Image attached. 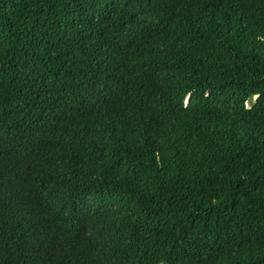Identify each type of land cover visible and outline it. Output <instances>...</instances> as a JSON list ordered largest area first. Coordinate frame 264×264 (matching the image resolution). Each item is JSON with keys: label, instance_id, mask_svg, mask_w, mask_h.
Returning a JSON list of instances; mask_svg holds the SVG:
<instances>
[{"label": "trees", "instance_id": "obj_1", "mask_svg": "<svg viewBox=\"0 0 264 264\" xmlns=\"http://www.w3.org/2000/svg\"><path fill=\"white\" fill-rule=\"evenodd\" d=\"M0 69V264H264V0H0Z\"/></svg>", "mask_w": 264, "mask_h": 264}, {"label": "bare ground", "instance_id": "obj_2", "mask_svg": "<svg viewBox=\"0 0 264 264\" xmlns=\"http://www.w3.org/2000/svg\"><path fill=\"white\" fill-rule=\"evenodd\" d=\"M152 1V0H151ZM162 1V0H161ZM164 1V0H163ZM163 7V6H162ZM161 19V18H160ZM159 20V19H158ZM164 20V19H163ZM37 21V20H36ZM160 22V21H159ZM161 22H163V21H161ZM162 24V23H161ZM226 25V24H225ZM232 25V24H231ZM124 26V25H123ZM36 28V27H35ZM219 28V27H218ZM229 28V27H228ZM237 28V27H236ZM226 29H227V27H226ZM219 30V29H218ZM221 30V29H220ZM238 31H240V30H238ZM224 32V31H223ZM225 32H226V30H225ZM220 33V32H219ZM237 33V32H236ZM32 34V33H31ZM221 34V33H220ZM37 36V35H36ZM219 36V35H218ZM222 36V35H221ZM38 37V36H37ZM223 37V36H222ZM223 39V38H222ZM225 41V40H224ZM1 70V69H0ZM77 82V81H76ZM78 84V83H77ZM74 85V84H73ZM77 87V86H76ZM76 90H78V89H76ZM38 114V113H37ZM77 122V121H76ZM125 123V122H124ZM134 123V122H133ZM72 124V123H71ZM119 125V124H118ZM127 125V124H126ZM63 126V125H62ZM128 126V125H127ZM135 127V126H134ZM138 127V126H137ZM145 127V126H144ZM77 128V127H76ZM118 128V127H117ZM143 128V127H142ZM116 129V128H115ZM138 129V128H137ZM119 130V129H118ZM77 132V131H76ZM114 132V131H113ZM117 132V131H116ZM118 134V133H117ZM118 136V135H117ZM66 138V137H65ZM146 138V137H145ZM130 139V138H129ZM136 140V139H135ZM140 140V139H139ZM138 145V144H137ZM153 149V148H152ZM141 150V149H140ZM154 150V149H153ZM154 158H156V157H154ZM122 160V159H121ZM136 160V159H135ZM118 162V161H117ZM116 163V162H115ZM47 164V163H46ZM122 165V164H121ZM106 166V165H105ZM114 166V165H113ZM124 168V167H123ZM109 168H107V170H108ZM122 169V168H121ZM38 170V169H37ZM103 170V169H102ZM126 170V169H125ZM116 171V170H115ZM114 171V172H115ZM113 172V171H112ZM50 174V173H49ZM100 174V173H99ZM112 174V173H111ZM115 174V173H114ZM39 175V174H38ZM48 176V175H47ZM112 176V175H111ZM112 177H114V176H112ZM116 177V176H115ZM48 179V178H47ZM52 179V178H51ZM95 179V178H94ZM115 179V178H114ZM124 179V178H123ZM83 180V179H82ZM92 180V179H91ZM45 181H47V180H45ZM108 181V180H107ZM120 181V180H119ZM80 182V181H79ZM126 182V181H125ZM40 183V182H39ZM75 183V182H74ZM87 183V182H86ZM94 183H95V181H94ZM110 183H111V181H110ZM76 185V184H75ZM120 185V184H119ZM118 185V186H119ZM122 185V184H121ZM69 186V185H68ZM72 186V185H71ZM81 186V185H80ZM84 186V185H83ZM109 186V185H108ZM107 186V187H108ZM39 187V186H38ZM37 187V188H38ZM70 187V186H69ZM95 187V186H94ZM75 188V187H74ZM101 188V187H100ZM39 189V188H38ZM82 189V188H81ZM119 189V188H118ZM127 189V188H126ZM74 190V189H73ZM97 191V190H96ZM99 191V190H98ZM106 191V190H105ZM104 191V192H105ZM109 192V191H108ZM75 193V192H74ZM116 193H117V191H116ZM84 193H82V195H83ZM99 194V193H98ZM101 194V193H100ZM110 194V193H109ZM114 194V193H113ZM80 195V194H79ZM93 195V194H92ZM117 195H119V194H117ZM123 195V194H122ZM98 196V195H97ZM110 196L111 195H109V197L108 198H110ZM116 196V195H115ZM111 197V199L113 198V199H115L116 197ZM118 197V196H117ZM107 198V197H106ZM13 199H15V198H13ZM64 199V198H63ZM69 200V199H68ZM98 200V199H97ZM99 200H100V198H99ZM102 200V199H101ZM110 200V199H109ZM77 201V200H76ZM108 201V200H107ZM111 201V200H110ZM115 201V200H114ZM58 202V201H57ZM95 202V201H94ZM98 202V201H97ZM102 202V201H101ZM73 203V202H72ZM71 204V203H70ZM106 204H108V203H106ZM110 204V203H109ZM73 205V204H72ZM101 205H103V204H101ZM110 206H112L111 204H110ZM75 207V206H74ZM96 207V206H95ZM101 210V209H100ZM103 211V210H102ZM107 218H109V217H107ZM112 220H113V218H112ZM61 228V227H60ZM63 231V230H62ZM65 231V230H64ZM69 231V230H68ZM93 233V232H92ZM61 234V233H60ZM65 234V233H64ZM70 235V234H69ZM91 235V234H90ZM106 235H108V234H106ZM77 236V235H76ZM102 236V235H101ZM55 237V236H54ZM65 237V236H64ZM89 237V236H88ZM104 237V236H103ZM109 237V236H108ZM105 238V237H104ZM114 238V237H113ZM57 239V238H56ZM102 239V238H101ZM107 239V238H106ZM112 239V238H111ZM65 240V239H64ZM82 240V239H81ZM97 240V239H96ZM55 241H57V240H55ZM76 241V240H75ZM74 241V242H75ZM78 241V240H77ZM90 241V240H89ZM49 243H51L50 241H49ZM82 243V242H81ZM104 243V242H103ZM59 244V243H58ZM80 245V244H79ZM113 245V244H112ZM52 246V245H51ZM56 246V245H55ZM110 246V245H109ZM101 247V246H100ZM105 247V246H104ZM52 248V247H51ZM109 248V247H108ZM103 249V248H102ZM101 249V250H102ZM48 250H49V248H48ZM69 250V249H68ZM76 250V249H75ZM75 250H73V251H75ZM51 251V250H50ZM55 251V250H54ZM77 251V250H76ZM86 251V250H85ZM100 251V250H99ZM103 251V250H102ZM48 252V251H47ZM47 252H45V253H47ZM61 252V251H60ZM67 252V251H66ZM104 252V251H103ZM98 253V252H97ZM96 253V254H97ZM109 253V252H108ZM72 254V253H71ZM88 254V253H87ZM47 255V254H46ZM61 255V254H60ZM99 255V254H98ZM109 255V254H108ZM114 255V254H113ZM71 256V255H70ZM91 256V255H90ZM94 256V255H93ZM101 256V255H100ZM77 257V256H76ZM83 257V256H82ZM88 257V256H87ZM95 257V256H94ZM108 257V256H107ZM73 258V257H72ZM89 258V257H88ZM106 258V257H105ZM38 259V258H37ZM60 259V258H59ZM77 259V258H76ZM42 260V259H41ZM40 260V261H41ZM48 260V259H47ZM73 260V259H72ZM93 260V259H92ZM112 260V259H111ZM40 261H38V262H40ZM45 261V260H44ZM52 261V260H51ZM57 261V260H56ZM66 261H68V260H66ZM79 261V260H78ZM83 261V260H82ZM99 261V260H98ZM106 261V260H105ZM62 262V261H61ZM102 262H104V260L102 261ZM113 262V261H112ZM36 263V262H35ZM65 263V262H64ZM68 263V262H67ZM98 263V262H97ZM40 264V263H39ZM72 264V263H71Z\"/></svg>", "mask_w": 264, "mask_h": 264}]
</instances>
